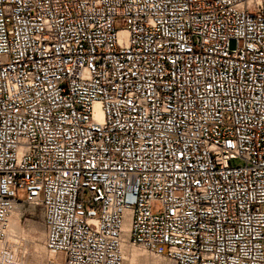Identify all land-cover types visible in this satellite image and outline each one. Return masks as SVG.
<instances>
[{"label": "built area", "instance_id": "2783aa9c", "mask_svg": "<svg viewBox=\"0 0 264 264\" xmlns=\"http://www.w3.org/2000/svg\"><path fill=\"white\" fill-rule=\"evenodd\" d=\"M26 204L55 264H264V0H0V264Z\"/></svg>", "mask_w": 264, "mask_h": 264}, {"label": "rangeland", "instance_id": "374dc122", "mask_svg": "<svg viewBox=\"0 0 264 264\" xmlns=\"http://www.w3.org/2000/svg\"><path fill=\"white\" fill-rule=\"evenodd\" d=\"M16 239L20 245L22 258L30 264H55L57 256L47 250L45 246V232L42 225V216L39 208L23 205L20 211ZM126 247V248H125ZM135 254L136 260L132 261ZM126 264H171L164 257L156 256L137 246L126 243L124 246Z\"/></svg>", "mask_w": 264, "mask_h": 264}, {"label": "bare ground", "instance_id": "6f19581e", "mask_svg": "<svg viewBox=\"0 0 264 264\" xmlns=\"http://www.w3.org/2000/svg\"><path fill=\"white\" fill-rule=\"evenodd\" d=\"M22 206H17L16 209L12 212L11 217L9 219L8 223V236L12 240L14 239V236H16V233H18L17 229L21 230L20 223H19V217H20V211ZM125 246V245H124ZM126 248V247H125ZM136 260L135 254L132 255V261Z\"/></svg>", "mask_w": 264, "mask_h": 264}]
</instances>
